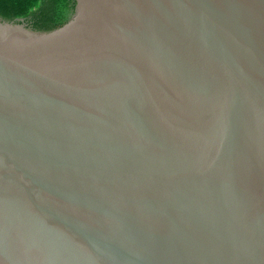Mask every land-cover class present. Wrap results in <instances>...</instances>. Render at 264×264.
<instances>
[{"label":"water","instance_id":"1","mask_svg":"<svg viewBox=\"0 0 264 264\" xmlns=\"http://www.w3.org/2000/svg\"><path fill=\"white\" fill-rule=\"evenodd\" d=\"M0 19V264H264V0H75Z\"/></svg>","mask_w":264,"mask_h":264},{"label":"trees","instance_id":"2","mask_svg":"<svg viewBox=\"0 0 264 264\" xmlns=\"http://www.w3.org/2000/svg\"><path fill=\"white\" fill-rule=\"evenodd\" d=\"M75 6V0H0V19L22 20L31 31L54 36L67 27Z\"/></svg>","mask_w":264,"mask_h":264}]
</instances>
